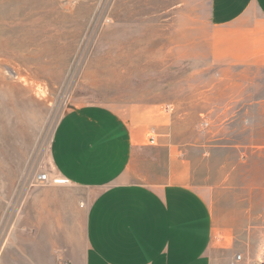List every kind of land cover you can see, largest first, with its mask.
I'll use <instances>...</instances> for the list:
<instances>
[{
	"label": "rangeland",
	"instance_id": "1",
	"mask_svg": "<svg viewBox=\"0 0 264 264\" xmlns=\"http://www.w3.org/2000/svg\"><path fill=\"white\" fill-rule=\"evenodd\" d=\"M165 5L0 0V264H71L86 252L96 191L65 182L53 166L63 115L103 104L138 128L169 116L176 83L188 87L190 107L205 104L196 130L224 149L211 156L202 187L214 216L212 264H264L261 42L233 61L191 55L195 27L182 42L180 28L165 25ZM247 19L262 23L256 9ZM219 81L239 86L214 90ZM40 172L49 173L48 184L34 183Z\"/></svg>",
	"mask_w": 264,
	"mask_h": 264
},
{
	"label": "crops",
	"instance_id": "2",
	"mask_svg": "<svg viewBox=\"0 0 264 264\" xmlns=\"http://www.w3.org/2000/svg\"><path fill=\"white\" fill-rule=\"evenodd\" d=\"M253 9L261 24L248 21ZM165 16L167 27L180 28L182 42L195 27L191 55L233 61L257 51L260 41L264 68V0H166ZM166 38L168 44L169 31ZM173 86L165 102L169 116L138 128L103 104L74 107L58 123L55 170L65 182L96 191L86 216V252L71 264H212L214 216L202 187L211 156L224 149L211 133L196 130L205 104L190 107L188 87Z\"/></svg>",
	"mask_w": 264,
	"mask_h": 264
},
{
	"label": "built area",
	"instance_id": "3",
	"mask_svg": "<svg viewBox=\"0 0 264 264\" xmlns=\"http://www.w3.org/2000/svg\"><path fill=\"white\" fill-rule=\"evenodd\" d=\"M207 125V124H206ZM50 181V176L48 172H40L34 178V183L36 185H46Z\"/></svg>",
	"mask_w": 264,
	"mask_h": 264
}]
</instances>
